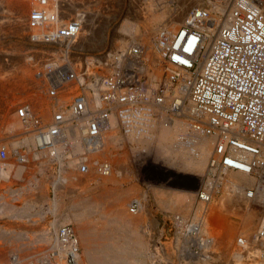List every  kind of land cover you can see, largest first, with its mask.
<instances>
[{
	"label": "bare ground",
	"instance_id": "obj_1",
	"mask_svg": "<svg viewBox=\"0 0 264 264\" xmlns=\"http://www.w3.org/2000/svg\"><path fill=\"white\" fill-rule=\"evenodd\" d=\"M1 1L3 2V0ZM197 1L187 0L186 2L185 0L182 6L169 9L167 2L160 0V8L153 13L136 15L133 19H126L121 24L119 32L116 33L119 39L116 38V42H114L120 50L108 56L111 58L110 63L108 62L110 58L106 57L110 69L103 67L104 72L110 70L112 72L109 75L101 76L100 79L96 78L99 70L94 71L95 67L91 65L87 66L89 73L88 78H85L83 72L68 70L65 65L59 64L57 60L50 59L44 62L42 68L36 73L37 77H42V79L40 78L42 80L40 89L38 88V92L35 93L36 102L43 99L44 90L49 99L56 97L58 90L65 89L66 92L67 89H77L78 87L85 90L87 84L93 90L87 95L82 92L79 94L76 91L77 93H72L66 100L60 98L57 107L55 106L52 112H42L40 118L35 115V107L29 105L31 100L24 97L26 92L21 91L23 95L18 94L22 97L21 99H11L14 91L12 90L13 92L11 91L12 94H10L9 85L12 79L9 81L8 78L4 77L5 79H3L6 81H0V95L2 96L0 100V126L5 124L3 129L7 133L5 136H0V152L2 149L7 152L6 168L0 178L2 180L8 179L11 175L18 178L24 175L22 172L25 173L27 168L36 169L35 175L29 176V182L26 183L25 187L15 188L11 186L6 188L5 194L0 195V216L31 219L33 216L50 214L55 219L49 229H35L31 231L32 233L20 227L6 228L0 226V245L6 247V249H0V264H34L36 262L38 264L151 263L149 261L153 256L150 251L149 230L148 227L145 232L142 230L146 221L152 219L151 210H147L146 205L147 192L142 191L145 190L144 186H148L145 183L142 184L140 180L139 183H136V180L131 179L136 176L132 172L131 160L135 162L136 159L147 158L150 153L152 156H149V159L152 157L153 162L159 163L158 165L164 168L159 170L167 173V179L169 176H173V180L175 179L174 181L180 186L184 185L185 188L193 189L192 191L181 190L175 188L174 183H162L163 186H167L165 189L171 191L154 194L156 198L158 197L160 206L165 208L164 210H173L179 203H187L190 207L194 203L192 200L196 194L200 199L195 221L188 225L190 232L189 234L184 233V235L192 234L190 236L195 237V242L198 244V246L195 245L198 250L190 248V246L187 250L188 246L185 245L187 257L196 260L192 264H200L198 263L200 260L208 262L204 252H215L214 250L219 247L228 248V252L230 251L232 254V264H264L260 252L263 250L264 240L258 237L259 227L261 223L264 224V216H260L261 219L259 218V223L255 227L254 220L251 218L252 215L245 211V213H241L242 225L249 231L252 229V235L250 237L239 236V238L242 237L243 243L239 242L238 238V244L232 240L235 232L227 220L229 214L234 213L237 209L235 204L241 198L246 200L243 199L242 201L245 203L253 199L264 202L263 183L260 182V188L256 193L251 190L256 177L250 171L253 167L252 164L259 162V160L254 156V152L241 150L238 151V155L243 162L239 169L212 166L211 161L218 157L217 145L223 138L219 137L218 133L208 132L205 127L208 121L207 115L193 109L189 84L185 83V79H192L191 73L179 68V81L174 82L172 80V75L178 72V68L167 63L165 50L161 45L164 32L166 30L176 32L186 20L187 8ZM2 2L0 3L1 8L4 5ZM58 2V0H50L41 4L37 3L36 0H5V6L8 8H6L8 12L11 13L15 10L24 18L28 17L31 12L29 21L26 17L23 24L18 21L17 24H14L15 31L19 33L20 37L24 36L28 22L29 27L27 26L26 29L30 33L26 37H31L37 42L45 40L51 43L57 41L72 43L78 37L82 38L81 41L83 42L89 41L87 34L94 25L90 17L81 22V18H79L80 20L71 19V17H65L64 14L60 16ZM206 3L212 13L211 19L215 25L211 27L209 24L207 26L204 24L208 29L211 27L212 35L210 41L206 43L205 50L200 51L199 55L202 58H206L214 37L218 34V27L226 21L232 7V0H207ZM262 3L264 11V0ZM201 5L198 4L197 6ZM3 9L5 10L4 7ZM7 18H9L8 14L0 10V22L6 21ZM9 23L11 24V22ZM2 25L5 24H0V31L4 29ZM71 25H74L75 30L72 35L50 38V35L57 33L60 28L63 29ZM130 39L138 41L143 45V48L133 45V47L127 48L131 43ZM122 47L126 49H121ZM135 49L137 50L135 51ZM143 52H145L143 56L147 61L145 72L149 79L151 78L152 88L162 85L158 92L159 97L155 100L153 97L145 100L138 98L139 89L134 82L137 78V70L131 71L132 68L136 69L141 64ZM57 66L63 67L62 72L64 74L59 75L58 72H55ZM22 70L21 72H25V74L17 76L14 81L18 86H26L23 83L27 79H33L31 66ZM69 73H73V75L70 76ZM100 74L98 73V76ZM165 74L167 77L163 80ZM48 79L53 82L50 81L51 83H49ZM45 85L47 86L45 87ZM101 85L104 89V95L98 87ZM14 88L16 87L14 86ZM41 89L44 90L40 92ZM52 89H55V95H52ZM82 95L84 97L81 99L82 108L80 109L76 106L75 101ZM68 101L71 102L70 108L66 107ZM23 106H27L25 116H21L19 113V109ZM75 107H77L76 111ZM57 114L62 115L64 121L62 125L56 120ZM55 127L58 128L59 134L54 136L52 144L39 147V142L36 139L37 130L46 128L47 132L50 133L51 129ZM4 131L2 130V132ZM8 144L12 145L13 154ZM24 147H29V154H24ZM147 149L150 151L147 152ZM37 151L38 153H36ZM127 151H130L128 153L132 159L127 155ZM31 152H34L32 159L30 158ZM39 152L44 153L45 156L39 157L40 161L35 164L33 160L37 159L35 157L40 154ZM136 154L137 157H135ZM53 161L58 163L61 170L52 171L48 163ZM62 166H65V170L62 169ZM175 168L178 171H174ZM187 171L194 172L200 177L183 175ZM178 172H181L182 175ZM220 178L226 181L228 191L223 197L221 195L222 201L221 204L218 203L219 207H217L218 205L211 204L213 195L210 186L212 184L217 185L221 180ZM162 179L165 180V176ZM49 184L59 190L58 195L53 194L55 196L53 199L48 195ZM248 185L251 187L242 189ZM163 186L154 184L152 190H160ZM36 191L41 192V199L44 200V206L41 204L43 207L37 205L34 194ZM24 192H28L26 197L23 196ZM19 196L24 197L21 198L22 203L15 202ZM38 206H40V210L37 209ZM163 212L167 213L168 211ZM167 214L166 216H169V213ZM96 215L98 218L94 217ZM173 217L182 226L186 225L187 219L181 220L179 215ZM68 221L75 222L76 226L67 224L60 227L61 224ZM170 224L172 223L167 221V225ZM146 230L148 231L146 232ZM204 234L206 237L202 238L201 235ZM43 245L44 247L46 245V248L33 249V247H43ZM158 262L160 263L159 260ZM226 264H231V262Z\"/></svg>",
	"mask_w": 264,
	"mask_h": 264
},
{
	"label": "rangeland",
	"instance_id": "obj_2",
	"mask_svg": "<svg viewBox=\"0 0 264 264\" xmlns=\"http://www.w3.org/2000/svg\"><path fill=\"white\" fill-rule=\"evenodd\" d=\"M32 1H34V0H32ZM36 1H37V3L39 2V3L43 4V3L47 2V1H50V0H46V1L44 0L45 2L43 0H36ZM58 1H59L58 5H60L59 6V10H60V13H61L60 16L62 14H64L65 17H68V18L71 17V19L73 18V19L80 20L79 18H81V20H80L81 22H83V20L87 19V17L88 18L90 17V19L92 20L94 25H93V29L87 34V38H88L89 41H87V42L84 41L83 42V41H81L82 38L78 37V39H76L75 42L73 40L72 43H69V42H66V41H57V42H52L51 43V42H47L45 40L37 42V41L33 40L31 37H28V36L26 37V35H28L30 33V31L28 29H26V28L29 27L28 26V22H27V26L28 27L26 26V28H25L24 36L22 35L23 37H20L19 33H17L15 31L14 24H17V21L21 22L23 24L26 21V17L27 16L24 18L23 16H20V14L17 11H15V10L12 11L11 13H10V11L8 12L7 11L8 8L5 6V0H3V2L2 1L1 2H2V5L4 3L3 7L5 8L6 11L3 9V7L1 8V4H0L1 12L3 11L6 14H8V16H9V18H7V20L4 21L5 23L4 22H0V24L1 23L5 24L4 26L2 25L4 27V29L0 31V63H2V64H0V74H1L0 75V81H6V80H4L5 78L6 79L8 78L9 81H11V79H12L11 84L9 85L10 92L12 90L14 91V92L12 91L14 95L12 94V92L10 93V94H12V96H11L12 100L21 99L22 97L19 96L18 94H21V91L26 92V95L28 94V96L25 95L24 97L25 98L28 97L27 99L31 100V103L29 105H31V106L33 105V107H35V113H36L35 115L38 116L39 118L43 114L42 112H44V111H51L52 112L53 108L55 109V106L57 107L60 98H61V100L62 99L66 100V99L69 98L68 96H70L72 93H75L76 91H78L79 94L82 92V93H85L87 95L88 93H92L90 91L93 90L92 88L90 89V87L87 84V87H86L85 90L81 89L80 87L77 88L78 90L76 88L67 89L66 92H65V89L60 90V91L58 90L57 96L49 99V97L47 95V92H45L44 89H41L40 92H42L44 90L43 91L44 97H43L42 100H39L40 102L39 101L36 102L35 101V99H36V94L35 93L38 92V88L40 86V83L42 82V80H41L42 77L38 76L39 77L38 78L36 73L39 72V70L42 68V65L44 64V62H46L47 60H50V59L57 60L59 62V64L65 65L68 70H72L74 72H75V70H79V71L83 72V74H84L83 76L85 78H88L89 71L87 69V66H89V65H91L92 67H95L93 69L94 71L99 70L98 73H101L99 76H98V73H97L96 74L97 75L96 78L98 77L100 79L101 76H103V75L104 76L105 75H109L112 72V70L104 72L103 71V67H106V68L110 69V66H108V63H107L106 59L110 58L108 56H110V54H112L113 52H117L118 50H120L119 48L116 47V44L114 42H116V38L119 39V37H117L116 33L119 32L121 24L123 22H125L126 19H133V17H135L136 15H139V16L140 15H148V14H151V13H153L154 11H156V10H158L160 8V6H159L160 0H58ZM164 1L167 2V4L169 5V9L177 8L179 6H182L185 3L184 2L185 0H168V1L164 0ZM206 1L207 0H198L197 3L194 2L192 5H190L191 7H188L187 10H186V18L188 16V12L190 11L191 8H193V6L194 7H205L207 9H209L207 7V5H206L207 4ZM79 2H80V4H79ZM186 2H187V0H186ZM196 4L197 5L198 4H202V5L201 6H197ZM71 12H72V14H71ZM30 14H31V12L29 13V15L27 14L28 15V17H27L28 20L27 21H29ZM16 15H17V17H16ZM10 16H12V17H10ZM23 18L25 19L24 21H23ZM7 22L8 23L11 22V24L10 23L8 24ZM6 23H7V25H6ZM5 30H6V32H5ZM8 30H10V31H8ZM26 30H28V32H26ZM3 31H4V34H3ZM22 38H23V40H22ZM128 38H130V37H128ZM128 38H127V40H129ZM67 45H69V46L67 47ZM132 45L133 46H141V47L143 46L140 43H138V41L131 40V43H130L129 46H127V48L128 47H133ZM29 49H31V50H29ZM121 49H126V48L122 47ZM61 50H63V51H61ZM70 52H71V54H70ZM144 53L145 52L142 53V62H141L142 65L139 64L138 67H136V69H134V70H137V75H136L137 78H135L134 82H135V86L138 87V89H139V91H138L139 97L138 98H141V99L145 100V99H151L150 97H153L154 100H155L157 97H159L158 92H159V89H160V87L162 85L158 86L156 88H152V86L150 84V79L151 78L149 79V76L145 72L146 71L145 70V68H146V64L145 63H147V61H146L145 57L143 56ZM106 57H108V58H106ZM108 60H109L108 62L110 63L111 58L108 59ZM163 61H164V59H163ZM76 64H77V66H74ZM28 65L31 66V68L33 69V75H32L33 79L32 80L27 79L23 83L26 86L20 85V86H22L20 88V86H18V85H16L14 83L15 78L17 76H20L21 74L24 75L25 72H21V71H23L22 69L25 70V67H29ZM22 66H25V67L22 68ZM84 66H86V67H84ZM35 70H37V71H35ZM125 70L127 71L126 67H125ZM140 72H141V76H140ZM147 76H148V78H147ZM166 77L167 76L165 74L163 80H165ZM92 79H95V78H92ZM145 80L148 81L149 83L146 82ZM50 81L51 80H49V83L53 82V81H51V82ZM18 84H20V83H18ZM13 85L16 88H14ZM47 85H45V87ZM98 87H99L100 91L103 93V91H104L103 86L101 85V86H98ZM24 89L27 90V91H25ZM66 93H67V95H66ZM140 93H141V95H140ZM21 95H23V94H21ZM62 95H63V97H61ZM103 95H104V93H103ZM149 95H151V96H149ZM1 98H2V96L0 95V100H1ZM70 104H71V102L68 101V103H66V107L68 106L67 108H70ZM3 126H0V129H1L0 130V136H5L7 134V133H5V131L3 129ZM2 130L4 132H2ZM21 141H22V138H21ZM8 146L11 148V151H12V154H13L14 151H13L12 145L8 144ZM29 147H32V146H29ZM29 147H24L23 152H24L25 155L29 154ZM148 151H150V149H147V152ZM128 152H130V151H127V155L129 156V158L132 159V156ZM33 153L34 152L30 153L31 154V156H30L31 159L33 157ZM36 153H38V151ZM39 153L40 154H38V156H36L35 158L38 159L39 157H43L44 156V153H41V152H39ZM150 154H148L147 158L144 156L145 158H143V159H138V160L136 159L135 162H133L130 159L131 162H132V164H131V166H132L131 168L133 169L132 172H134L136 174V176L131 178V179H133L134 181L136 180L135 181L136 183H139V180H140L142 184L145 183L149 187L148 188V187L144 186L145 190H142L143 192H147V195H146V196H148L147 202H146L147 204L145 202L144 203L147 205V210L148 209L151 210L150 213L152 215L151 221H148V222L146 221L145 225L142 227L143 228L142 230H144V232H145V229L148 227L147 229L149 231L146 230V232L148 231V234L150 235L149 236V239L151 241V247H150L151 250L150 251H151V255L153 256V258L151 259V261H149V262H151L149 264H158L159 263L158 260L160 261V263L162 262L161 264H164V263L165 264H192L196 260H193V259L187 257L188 256L187 250H188L189 246H190V248H194V249L198 250V247H195V245L198 246V244H196V242H195L196 238L193 237V236H190L192 234L184 235V233L185 234H189V232H190V230H189L190 228H189L188 225L193 224L194 221H195L194 220L195 219V214L197 213V209H198V205L200 203L199 202L200 199H199L198 195L196 194L197 196L195 195L193 200H192L194 202V203H192L193 205H191L192 207L191 206L189 207L187 205V203H183V204L179 203V205L174 207L173 210L172 209L171 210H164L165 208L160 206V203H158L159 199H157L158 197L156 198L155 194L160 193V192L161 193H165V192L171 191V190L165 189L167 186H163L162 183H164V182L174 183L175 185H173V186L175 188H179L181 190H187V191L191 190L192 191L193 189H190V187L189 188L188 187L185 188L184 185L180 186V184H178L176 181H174L175 179L173 180V178H174L173 176H169L168 179H167V176H168L167 173L166 172L163 173L162 171L159 170V169H164V168L162 166H159L158 165L159 163L153 162L152 157H151V159H149L150 158L149 156H152ZM135 157H137V154H136ZM50 163H51V165H50ZM54 163H57V162L53 161V162H49L48 163V165L52 168V171L57 172V171L61 170L60 169L61 167L58 166V163L57 164H54ZM62 169L65 170V166H62ZM140 170L142 171V173H140L141 172ZM173 170L174 171H178V170H176V168L173 169ZM178 173L181 174V172H178ZM206 174H207V172H206ZM183 175L193 176L195 178H199L200 177V176L194 174V172H190V171H187V173H184ZM164 176H165V180L162 179ZM160 178L162 180H159ZM220 179L221 180H219L217 185L216 184L215 185L212 184V186H210L211 187V193L213 195V197L211 199V201H213V202L211 203V201H210V203L212 205L214 204V206L218 205L217 207H219V204H221V201H222L221 198L228 191L227 190V186H226L227 185L226 181L223 180L222 178H220ZM154 184L155 185L156 184L157 185H161V186H163V188L160 189V190L157 189L156 191L152 190V185H154ZM252 185H253V183L251 184V186ZM251 186L248 185L246 187H243L242 189L247 188V187H251ZM168 187H170V186H168ZM48 188H49V190H48L49 197L51 199H53V197L55 198L54 195H56V194L58 195L59 190L55 189L54 187H52V184H49ZM147 188H148V190H147ZM241 192H243V190H241ZM40 193H41L40 191L36 192L37 197L35 199H37L36 200L37 205L41 206V204L43 205L44 200H43V198L41 199L42 195H40ZM221 195H222V197H221ZM156 199H157V201H156ZM243 199L244 198H241V200L239 199L240 201H237V203L235 204L237 206V209H235L234 213L229 214V217H227V220L229 221L230 226L234 228V232H235L233 237H232V240H233L234 243H237V244L239 243L238 242L239 236L244 235L246 237H248V236L250 237L252 235L251 234L252 233V229H250L251 231H249V230L245 229V227H243L244 225H242L243 223H242V220H241V213H243L245 211V212H248L249 214H251L252 215L251 218L254 220L255 227L257 226V224L259 223V220L261 219L260 218V216H261V214H260L261 206L259 204L255 203V202H253V201H247L246 203L242 202ZM22 202H23V200L17 201V203H22ZM240 202H242V203H240ZM40 206H38L37 209L40 210ZM43 206H41V207H43ZM163 211H168L167 213H169V216H166L168 214L164 213ZM178 215L181 216V220H183V218L187 219L186 220V225L187 226L183 225L184 226L183 227L180 222H178V221H176L174 219L173 216H178ZM48 216H50V214H46V215H43V216H35V218H33V219L37 220L36 222L30 220V221H27V222L24 223L23 221H20V220L13 221V220H9V219H0V223L1 224H5L7 227H11V226L17 227V225L24 226L26 224V226L29 229H35V228L42 229L44 227H47L45 229H49L50 226L48 225V220H45L46 218H48ZM51 217H53V216L51 215ZM94 217L98 218L97 215L94 216ZM167 221L169 223L171 222L172 224L167 225ZM22 224H24V225H22ZM67 224H72V225L76 226L75 222L68 221V222H65V224H61L60 227H63L64 225H67ZM152 225H154V226H152ZM175 226L177 227V229H176ZM179 228L180 229L182 228L181 229L182 232L180 231ZM253 231H254V229H253ZM163 235H165V236H163ZM177 237L180 238V239H178ZM182 237H184V238H182ZM201 237L202 238L206 237V235L205 234L203 236L201 235ZM1 243H2V241H1ZM190 243H191V245H190ZM185 245L188 246V247L186 248ZM193 245H194V247H193ZM0 246H1L0 249L1 248L2 249H6L5 245H0ZM177 246H178V248H177ZM156 247H158V248H156ZM180 247H182V248H180ZM38 248L39 249L46 248V245H45V247H44V245H43V247H41V246L37 247V248L33 247V249H35V250H37ZM47 248H50V247H47ZM219 248L215 249L214 250L215 252H209L210 254L208 252L207 253L204 252V254L208 258V260H207L208 262L200 260L198 263L201 264L202 262H204L202 264H206V263L207 264H226L227 262H231V264H232V262H233L232 254L230 253V251L228 252V248H223V247H219ZM155 249H156V251L157 250L158 251L157 252L154 251ZM48 250H50V249H48ZM80 252H81V249H80ZM34 264H38V263L36 262Z\"/></svg>",
	"mask_w": 264,
	"mask_h": 264
},
{
	"label": "built area",
	"instance_id": "obj_3",
	"mask_svg": "<svg viewBox=\"0 0 264 264\" xmlns=\"http://www.w3.org/2000/svg\"><path fill=\"white\" fill-rule=\"evenodd\" d=\"M263 0H232V7L226 21L218 27L206 58L200 51L205 50L210 41L211 30L215 22L212 13L205 7H193L186 20L176 32L166 30L161 39L165 50V60L178 68L172 80L178 82L180 69L189 71L192 79L189 84L193 109L207 115L206 130L218 133L223 139L217 145L218 157L211 161L214 167L239 169L243 162L238 151L255 153L259 162L252 164L251 173L256 177L252 192H257L260 182L264 184V11ZM204 24H209L208 29ZM74 25L52 33L50 38L74 33ZM137 49H135L136 51ZM50 65V64H49ZM170 68V67H169ZM180 68V69H179ZM168 69V66H167ZM63 67L57 66L59 75ZM134 68L131 69L133 71ZM129 71V72H131ZM135 71V70H134ZM128 72V71H127ZM70 76L73 73H69ZM132 86V85H131ZM55 95V89H52ZM84 95L76 98L78 108H82ZM75 107V111L77 110ZM27 106L19 109L25 116ZM56 120L63 124L61 114ZM56 124V123H55ZM97 133V132H95ZM58 128L48 133L46 128L37 130L39 147L51 145ZM7 152H0V177L3 174ZM83 169H85L83 167ZM261 206L264 216V202L252 200ZM258 237L264 240V224L261 223ZM239 242L243 243L242 237ZM264 259V247L260 251Z\"/></svg>",
	"mask_w": 264,
	"mask_h": 264
},
{
	"label": "crops",
	"instance_id": "obj_4",
	"mask_svg": "<svg viewBox=\"0 0 264 264\" xmlns=\"http://www.w3.org/2000/svg\"><path fill=\"white\" fill-rule=\"evenodd\" d=\"M42 156V155H41ZM45 156V155H44ZM34 162H35V164H37V162L38 161H40V159L38 158V159H34L33 160ZM54 164H57V163H54ZM51 165V164H50ZM35 168H27V170L25 171V173H24V171L22 172L24 175H21L20 177H13V175H11V177L10 178H6V179H1L0 178V195L1 194H5L6 193V190L9 188V187H15V188H20L21 186V188H23V187H25L26 186V183H28L29 181H28V179L30 178V177H32V175H35ZM21 173V174H22ZM34 173V174H33ZM30 176V177H29ZM23 177V178H22ZM16 178V179H15ZM19 179V180H18ZM18 180V181H17ZM2 181V182H1ZM24 181V182H23ZM8 185V186H7ZM7 188V189H6ZM4 189V190H3ZM37 192V191H36ZM36 192L34 193L35 194V196L37 197V194H36ZM28 195V192H24V194H23V196L24 197H26ZM24 197H20L19 196V198L18 199H16L15 200V202L17 203V201H20L21 200V198H24ZM37 216H39V215H37ZM47 217V216H46ZM45 217V218H46ZM51 216H48V225L49 226H51V225H53V222L55 221V219L53 218V217H51ZM9 218V220H13V221H16V219L17 220H20V221H22V219L24 218V217H22V218H17V217H12V216H3V217H1L0 216V219H8ZM14 218V219H13ZM33 218H35V216H33V217H31V219H29V218H25V219H23V222L25 223V222H27V219H28V221H37V220H34ZM51 223V224H50ZM1 224V223H0ZM22 225H24V224H22ZM0 226H3V227H6V228H9V227H7L5 224H2V225H0ZM48 226V227H49ZM12 228H14L13 226H11ZM17 227H20V228H22V229H24V230H27L29 233L32 231V230H35V229H37V228H35V229H29L26 225H24V226H19V225H17ZM45 228H47V227H44V228H42V229H39L38 228V230H44ZM32 233V232H31Z\"/></svg>",
	"mask_w": 264,
	"mask_h": 264
}]
</instances>
